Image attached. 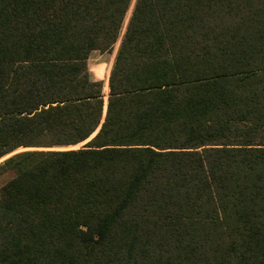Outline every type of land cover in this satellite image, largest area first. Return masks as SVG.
<instances>
[{
    "label": "trees",
    "instance_id": "obj_1",
    "mask_svg": "<svg viewBox=\"0 0 264 264\" xmlns=\"http://www.w3.org/2000/svg\"><path fill=\"white\" fill-rule=\"evenodd\" d=\"M133 1L0 0V264H264V0H135L106 105Z\"/></svg>",
    "mask_w": 264,
    "mask_h": 264
},
{
    "label": "rangeland",
    "instance_id": "obj_2",
    "mask_svg": "<svg viewBox=\"0 0 264 264\" xmlns=\"http://www.w3.org/2000/svg\"><path fill=\"white\" fill-rule=\"evenodd\" d=\"M135 5V0L132 2V5L130 7V10L126 16V20H125V24H124V28L122 29L121 35H120V39L117 43V45L115 46L114 50L112 52L109 53H100V52H93L90 55V58L88 60V66H89V70L90 73L93 77L94 80L96 81H102L104 84V94H105V104L107 105V101H108V95L109 93L106 91V87L108 86V82H109V77H110V73L114 64V60H115V56L117 54V51L121 45V41L123 39V36L126 32V27L127 24L130 20L133 8ZM91 142V140H89L86 143ZM86 143H84L83 145H80L79 148H73L74 149H80L81 147L85 146ZM42 150H46V149H41V148H20L18 150H16L15 152H13L12 154L2 158L0 160V165L3 164L5 161H7L8 159H10L11 157L26 152V151H42ZM11 179V175L10 174H6L4 176H0V188H2V186L4 184H6L9 180Z\"/></svg>",
    "mask_w": 264,
    "mask_h": 264
},
{
    "label": "water",
    "instance_id": "obj_3",
    "mask_svg": "<svg viewBox=\"0 0 264 264\" xmlns=\"http://www.w3.org/2000/svg\"><path fill=\"white\" fill-rule=\"evenodd\" d=\"M107 111V107L105 108V112ZM87 144V143H86Z\"/></svg>",
    "mask_w": 264,
    "mask_h": 264
}]
</instances>
